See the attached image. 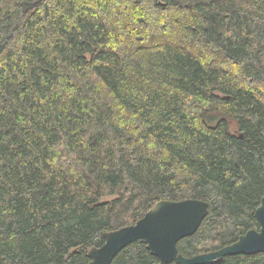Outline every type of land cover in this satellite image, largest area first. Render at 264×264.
Returning a JSON list of instances; mask_svg holds the SVG:
<instances>
[{"label":"trees","instance_id":"obj_1","mask_svg":"<svg viewBox=\"0 0 264 264\" xmlns=\"http://www.w3.org/2000/svg\"><path fill=\"white\" fill-rule=\"evenodd\" d=\"M263 197L264 0H0V264H87L197 198L191 257L258 229ZM111 264L160 259L136 240Z\"/></svg>","mask_w":264,"mask_h":264},{"label":"water","instance_id":"obj_2","mask_svg":"<svg viewBox=\"0 0 264 264\" xmlns=\"http://www.w3.org/2000/svg\"><path fill=\"white\" fill-rule=\"evenodd\" d=\"M209 213V203L187 198L179 201L161 200L136 223L104 233L103 245L92 247L87 264H111L118 253L130 243L141 240L147 244L160 264H211L227 255L264 252V197L255 211L259 228L242 234L235 242L220 249L186 257L179 252L180 239L194 234Z\"/></svg>","mask_w":264,"mask_h":264}]
</instances>
